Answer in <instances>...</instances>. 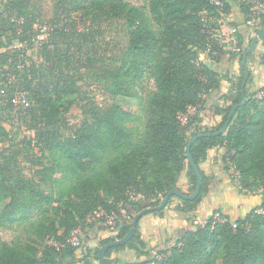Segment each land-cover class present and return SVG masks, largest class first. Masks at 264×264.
<instances>
[{"label": "trees", "instance_id": "trees-1", "mask_svg": "<svg viewBox=\"0 0 264 264\" xmlns=\"http://www.w3.org/2000/svg\"><path fill=\"white\" fill-rule=\"evenodd\" d=\"M31 1L7 0L0 18L28 26L21 18L30 21ZM221 1L217 6L212 0H150L145 9L130 0H56L51 19L56 27L42 46L45 69L54 81L49 85L31 79L24 87L33 100L28 106L35 121L40 113L56 115L54 102L65 95L92 100L78 84L85 72L95 74L112 98L133 96V87L143 78L152 79L155 89L144 98L139 115L115 102L102 106L92 100L81 106L86 118L71 135L44 132L41 148L48 161L39 165L40 181L0 166V226H20L25 233L13 241L0 240V264H100L99 250L124 237L137 212L158 205L172 189L183 191L179 180L185 171L194 192L198 179L187 145L195 135L223 127L233 104L242 100L245 75V49L232 53L239 56V76L208 63L205 52L212 62H220L229 44L209 32L211 21L204 16L230 13L236 1L242 24H247L255 17V5L264 0ZM258 19L261 33L264 14ZM120 25L127 40L111 46L107 34ZM236 37L241 47L244 34L238 30ZM226 81L232 84L220 97L225 105L220 107L224 114L220 113L219 129L196 126L191 132L192 123H203V97ZM8 98L11 104L14 96ZM246 98L224 133L201 137L191 145L203 179L200 194L193 200L173 196L168 204L177 198V208L191 212L208 196L212 178L200 163L216 146L224 149L227 170L233 166L239 173L238 194L258 189L259 204L236 218L216 208L205 221L191 222L167 247L148 249L138 224L129 242L106 252L107 264H264V85L253 93L246 89ZM71 106L69 102L65 110ZM191 108L196 117L185 123L182 115ZM5 133L0 126V137ZM41 182L50 186L49 192ZM164 209L154 213L162 215ZM95 211L114 213L117 233L101 238L98 247H87L78 258L80 246L70 242L72 232L105 222H91ZM216 213L221 218H215ZM125 248L135 249L137 259L112 258L113 252Z\"/></svg>", "mask_w": 264, "mask_h": 264}, {"label": "rangeland", "instance_id": "rangeland-1", "mask_svg": "<svg viewBox=\"0 0 264 264\" xmlns=\"http://www.w3.org/2000/svg\"><path fill=\"white\" fill-rule=\"evenodd\" d=\"M6 1L0 0V11H3ZM130 1L145 9L149 8L150 0ZM55 2L56 0H32L30 21L26 17L21 18L29 23L28 26L23 25L24 23L16 26V24H11L9 21L4 23L6 20L4 21L0 18V41L4 43V47L0 48V83L2 88L0 92V126L6 130V133L0 137V166L19 169L36 181H40L38 171L41 169V166L39 165L42 162L47 163L48 161L41 148L42 134L44 132L53 131L62 135H71L86 118L81 106L86 104L87 101L92 100L102 106L115 102L124 109L139 115L142 112L144 98L155 89L152 79L143 78L133 87V96H118L112 98L107 94L105 84L99 81L95 74L85 72L78 81V84L83 85L88 91L87 94H90L88 97L92 100L82 98V96L78 95H65L62 101L54 102L57 105L56 115L41 116L40 113L39 119L35 121L32 110L29 109L33 104V100L29 93L24 91V87L31 79L35 82H46L49 85L54 81L53 75L48 73L49 70L45 69L46 63L42 55V46L56 27L52 24L51 20ZM233 5V7L239 8L236 1H234ZM228 14L221 12L220 15L218 14L219 16L217 14L204 16V19L206 17V19L211 21L209 23V32L214 33L219 30V32L215 33L218 37H221L220 40L227 38L228 33L223 35L224 32L222 29L223 25L229 23L226 16ZM252 20L259 19L255 18ZM120 26L118 30L110 31L107 34V39L111 46L117 45V42L121 45V42L125 43L127 40L126 31L123 25ZM226 49L224 50L227 51L225 55H230L234 52L232 45H227ZM109 53H111V50ZM217 54L213 53L212 56H216ZM208 55L207 52L204 53V57L210 60L211 58ZM239 70L241 75L240 65ZM253 87L254 84L252 85L249 77L246 89L249 93H253L258 89ZM23 94L29 100L30 106L22 103ZM10 95L14 96L16 102L12 100L11 104H9L8 97ZM208 99H210L209 102ZM222 101L220 98H210L206 94L203 97L202 105L200 104L203 106L202 115L203 121L205 120L206 124L192 123L191 132H194V127L196 126H199L202 130L219 129L220 122L223 119L222 114H224L220 111V107H222L221 105H225V102L222 103ZM69 102H72V106L69 111H66L65 109ZM90 106H92V103ZM195 115V108H191L188 114L182 115V120L185 123H189L196 117ZM227 174L229 176L228 180L231 181L230 185L235 188V192H238L239 186H237V183L239 173L231 166ZM41 185L47 192L50 191L51 188L49 185L44 182H41ZM181 189L184 192L192 193L190 188L183 189L181 187ZM259 191L256 189L244 194L242 196L243 198L247 197L250 199L244 205H248V208L258 205L260 201L254 197H256L255 193ZM94 220L91 218V222H94ZM24 236V229L20 226H0V240L13 241L18 237ZM78 248L80 250L81 246Z\"/></svg>", "mask_w": 264, "mask_h": 264}, {"label": "crops", "instance_id": "crops-1", "mask_svg": "<svg viewBox=\"0 0 264 264\" xmlns=\"http://www.w3.org/2000/svg\"><path fill=\"white\" fill-rule=\"evenodd\" d=\"M234 3V2H233ZM234 6V5H233ZM232 11L226 15L228 22L238 23V26H232L230 23L223 25L224 34L228 33L232 27H236L241 33L244 34V42L241 45L242 49H246L250 44L249 40L257 35V29L260 26V20H251L247 24H242L244 16L240 8L232 7ZM224 38H222V41ZM248 66L250 69V79L253 88H259L264 85V41L260 40L256 51L249 54ZM208 63L212 68L218 71H229L231 75L239 76V56L237 55H224L220 62H212L211 59ZM231 82H224L220 90H215L208 94L210 98H220L221 95L227 92L231 87ZM253 90V89H252ZM210 99H208V102ZM224 101H222L223 103ZM202 124H206L204 120ZM223 147L216 146L208 151L206 159L200 163L201 169L212 179L210 180V193L198 205L195 211L183 212L177 208L179 200L174 199L168 204L162 215L150 213L143 216L139 222L143 234V240L147 244V248L159 246L167 247L175 241L194 220L202 222L216 208L222 207L224 211L236 218L246 213L251 207L248 208L246 202L249 198H243V195L235 192V188L230 185L228 180V170L224 165L223 160ZM224 163V164H223ZM179 186L183 189L189 188L188 178L186 171L182 174L179 180ZM258 201L260 197L256 195ZM248 208V209H247ZM247 209V210H246ZM115 227V226H114ZM108 225L106 222H98L93 227L87 230H81V249L78 250L77 257L82 256V252L87 247H98L100 239L107 236H114L117 230ZM112 258H119L122 260H135L137 259V251L132 248H125L123 250L113 252Z\"/></svg>", "mask_w": 264, "mask_h": 264}, {"label": "water", "instance_id": "water-1", "mask_svg": "<svg viewBox=\"0 0 264 264\" xmlns=\"http://www.w3.org/2000/svg\"><path fill=\"white\" fill-rule=\"evenodd\" d=\"M264 39V31L261 32V33H258L257 35H255L253 38H252V41L251 43L248 45V47L245 49L244 53H243V56H242V63H243V66H244V69H245V75H244V79H243V82H242V86H241V92H242V100L239 102V103H235L233 104L229 114H228V117H227V120H226V123L223 125V127L221 129H219L218 131L216 132H203V133H199L198 135H195L194 137H192V139L189 141L188 145H187V151H188V154H189V161L191 163V166L193 167L196 175H197V185H196V188L194 190L193 193H187V192H184V191H180L179 189H172L171 191H169L167 193V195L162 199V201L156 205V206H148L144 209H142L141 211L137 212L135 215H134V218H133V222H132V226L130 228V230L126 233V235L122 238H119V239H116L112 242H109L108 244H106L105 246H103L99 252H98V259H99V263L100 264H107L106 262V252L113 248V247H117V246H121V245H124L126 244L127 242H129L133 236H134V233L137 229V226L141 220V218L147 214H150V213H154V212H157L159 210H162L164 209L169 200L173 197V196H177L178 198L180 199H183V200H193L195 199L199 194H200V190H201V185H202V182H203V179H202V174L200 172V169L198 167V164L196 163V161L194 160L193 156L191 155L190 153V148H191V145L199 138L201 137H205V136H210V135H220L222 133H224L237 108H239L240 106H243L246 102V85H247V82H248V79L250 77V69H249V66H248V56L249 54L253 53L254 51H256L257 47H258V43L260 42V40Z\"/></svg>", "mask_w": 264, "mask_h": 264}, {"label": "built area", "instance_id": "built-area-1", "mask_svg": "<svg viewBox=\"0 0 264 264\" xmlns=\"http://www.w3.org/2000/svg\"><path fill=\"white\" fill-rule=\"evenodd\" d=\"M213 3L217 6H221L223 5L221 0H212ZM260 14H264V1L259 2L255 5V11H254V19L258 18V15ZM238 29L236 27H232L230 29V31L227 34V38H224V40L222 41L223 43H228L229 45H232L234 51L236 52H241L242 51V47H240L238 45V39L236 37V33H237ZM215 32H219V30L215 31ZM223 35H226L223 33ZM14 102H16V99H14ZM22 103L29 105V100L27 99L26 95H22ZM125 212V211H123ZM130 217V216H128ZM90 220L92 219H105V222L114 227L116 225V218L117 216L114 213L108 214L105 213L104 211H95L94 213H92L90 215ZM215 218H221V214L220 213H216L215 214ZM195 223H197V221H195ZM236 226V225H234ZM81 231L80 229H75L72 232V236L70 238V242L74 245V246H80L81 245Z\"/></svg>", "mask_w": 264, "mask_h": 264}]
</instances>
